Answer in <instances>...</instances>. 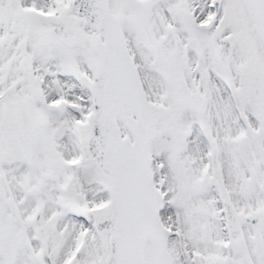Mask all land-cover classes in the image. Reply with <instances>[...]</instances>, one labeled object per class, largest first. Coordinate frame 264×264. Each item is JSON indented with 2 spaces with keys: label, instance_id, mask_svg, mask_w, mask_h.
<instances>
[{
  "label": "snow or ice",
  "instance_id": "snow-or-ice-1",
  "mask_svg": "<svg viewBox=\"0 0 264 264\" xmlns=\"http://www.w3.org/2000/svg\"><path fill=\"white\" fill-rule=\"evenodd\" d=\"M0 264H264V0H0Z\"/></svg>",
  "mask_w": 264,
  "mask_h": 264
}]
</instances>
